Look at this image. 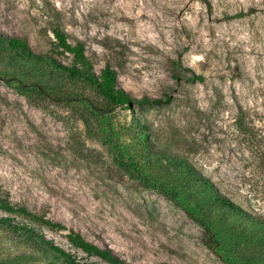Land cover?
Instances as JSON below:
<instances>
[{
    "label": "rangeland",
    "instance_id": "rangeland-1",
    "mask_svg": "<svg viewBox=\"0 0 264 264\" xmlns=\"http://www.w3.org/2000/svg\"><path fill=\"white\" fill-rule=\"evenodd\" d=\"M52 27L159 102L111 106L58 69ZM0 192L33 229L0 223V264H67L48 243L113 264L72 231L127 264H264V0H0Z\"/></svg>",
    "mask_w": 264,
    "mask_h": 264
},
{
    "label": "trees",
    "instance_id": "trees-1",
    "mask_svg": "<svg viewBox=\"0 0 264 264\" xmlns=\"http://www.w3.org/2000/svg\"><path fill=\"white\" fill-rule=\"evenodd\" d=\"M53 34V45L57 51L61 53H67L72 57V62L70 65L61 64L55 60H52L54 65L65 73H67L71 77H76L82 79L84 82L92 86L111 106H125L130 108L131 104H146L149 102L157 103L159 100L157 99H149V98H141L135 99L132 98L127 92H125L122 88L117 85V71L109 65H106L101 71L100 74H95L92 70V63L89 60L88 56L85 54V50L83 45L80 42L76 44H72L68 41L66 34L59 27H52L51 29ZM3 41L7 43V45L12 49L18 52H21L23 55H26L30 58L42 59L43 55H35L31 52L28 44L25 40H22L18 37H10L4 36ZM51 59V58H49ZM190 81H202L203 76H196L189 78ZM36 90L45 93V89L41 86H36ZM208 184V183H207ZM212 196L221 201L224 205H228L230 209H235L236 211H240L245 213L242 209L238 208L234 204H232L228 199H226L223 195L218 192H212ZM0 209L14 214H22L24 216H31L32 214L26 210L24 207H19L12 205L8 200L1 196L0 192ZM246 214V213H245ZM251 219L258 221V219L254 218L250 214H248ZM46 225L62 229L63 227L59 223H53L50 220H42ZM0 223L10 227L14 230H24L25 232H33V229L28 228L26 226L21 225H13L10 223L7 218H0ZM68 239L72 245L77 248L82 249L85 252L90 254L98 255L105 260L113 263V264H127L125 261L115 257L108 250L101 249L99 246L87 241L83 238V236L79 233L69 232ZM50 248L57 253L59 256L64 258V261L67 264H78L75 259L64 249L59 246L48 243ZM160 264H169V263H160Z\"/></svg>",
    "mask_w": 264,
    "mask_h": 264
}]
</instances>
